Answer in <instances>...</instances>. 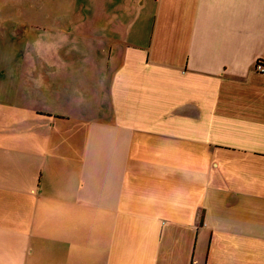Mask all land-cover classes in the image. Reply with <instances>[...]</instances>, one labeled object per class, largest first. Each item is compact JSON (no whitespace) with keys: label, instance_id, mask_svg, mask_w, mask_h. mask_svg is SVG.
I'll use <instances>...</instances> for the list:
<instances>
[{"label":"crops","instance_id":"crops-1","mask_svg":"<svg viewBox=\"0 0 264 264\" xmlns=\"http://www.w3.org/2000/svg\"><path fill=\"white\" fill-rule=\"evenodd\" d=\"M260 62L264 0H0V264H264Z\"/></svg>","mask_w":264,"mask_h":264},{"label":"built area","instance_id":"built-area-1","mask_svg":"<svg viewBox=\"0 0 264 264\" xmlns=\"http://www.w3.org/2000/svg\"><path fill=\"white\" fill-rule=\"evenodd\" d=\"M257 69H258L260 72L264 73V63H259L258 66H257Z\"/></svg>","mask_w":264,"mask_h":264},{"label":"trees","instance_id":"trees-1","mask_svg":"<svg viewBox=\"0 0 264 264\" xmlns=\"http://www.w3.org/2000/svg\"><path fill=\"white\" fill-rule=\"evenodd\" d=\"M261 63V62H260ZM262 63H264V62H262Z\"/></svg>","mask_w":264,"mask_h":264},{"label":"rangeland","instance_id":"rangeland-1","mask_svg":"<svg viewBox=\"0 0 264 264\" xmlns=\"http://www.w3.org/2000/svg\"><path fill=\"white\" fill-rule=\"evenodd\" d=\"M80 18H81V16H80Z\"/></svg>","mask_w":264,"mask_h":264}]
</instances>
